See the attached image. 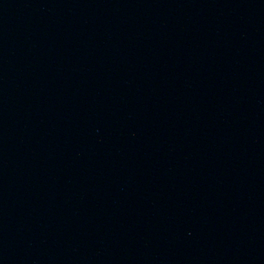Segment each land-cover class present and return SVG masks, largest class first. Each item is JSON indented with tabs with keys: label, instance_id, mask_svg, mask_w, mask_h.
<instances>
[{
	"label": "water",
	"instance_id": "1",
	"mask_svg": "<svg viewBox=\"0 0 264 264\" xmlns=\"http://www.w3.org/2000/svg\"><path fill=\"white\" fill-rule=\"evenodd\" d=\"M0 264H264V0H0Z\"/></svg>",
	"mask_w": 264,
	"mask_h": 264
}]
</instances>
